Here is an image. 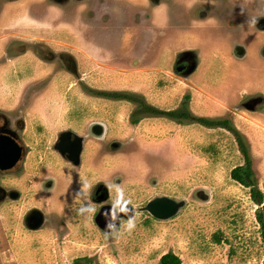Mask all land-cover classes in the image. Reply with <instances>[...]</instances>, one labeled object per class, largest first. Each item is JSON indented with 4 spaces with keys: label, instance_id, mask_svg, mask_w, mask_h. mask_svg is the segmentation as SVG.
<instances>
[{
    "label": "rangeland",
    "instance_id": "rangeland-1",
    "mask_svg": "<svg viewBox=\"0 0 264 264\" xmlns=\"http://www.w3.org/2000/svg\"><path fill=\"white\" fill-rule=\"evenodd\" d=\"M132 1L140 0L122 1V15L116 14L119 20L110 25L112 32L108 21L113 15L106 19L93 14L91 23L83 4L74 11L62 6L54 21L49 7L43 19L33 20L21 3L2 5L0 19L8 13L11 29L44 33L69 46L85 82L56 63L39 64L25 55L20 61L34 68L23 75L24 81L51 72L34 89L53 100L42 97L35 107L83 111L78 122L103 120L109 143L118 145L108 146L94 160L99 144L93 138L86 143L79 168L57 165V185L40 199L45 216L40 229L23 225V202L0 204V264H72L75 258H88L89 264H160L159 257L167 251L177 254L181 264L262 263L257 205L249 187L230 176V170L243 163L234 135L184 118L144 114L132 123L137 103L89 90L135 92L162 109L185 104L194 115L229 119L248 146L264 196V61L255 55L264 34L248 27L236 35L246 47V42L255 44L251 54L247 47L250 56L244 59L233 49L232 0H159L157 5L142 0L135 10L129 7ZM109 3L118 8L117 0ZM186 50L195 53L197 65L184 76L174 64ZM22 83H2L5 89L0 92H19ZM250 96L261 97L252 109L243 105ZM97 179L106 184L109 202L133 207V217L122 218L113 233L94 222L89 195ZM160 195L185 203L173 217L157 219L141 208Z\"/></svg>",
    "mask_w": 264,
    "mask_h": 264
},
{
    "label": "flooded vegetation",
    "instance_id": "flooded-vegetation-1",
    "mask_svg": "<svg viewBox=\"0 0 264 264\" xmlns=\"http://www.w3.org/2000/svg\"><path fill=\"white\" fill-rule=\"evenodd\" d=\"M117 1L118 8H114V4L110 5L109 0H0V16L3 4L21 3L33 20L43 19L46 8L49 7L50 18L54 21L59 17L62 6L69 5L68 9L74 11L79 4H83L86 9V19L91 23L93 14L99 17L102 15L101 18L106 17V19L108 15H113L112 20L118 21L116 14L122 15L123 0ZM242 1L243 5L240 4V0L231 1L230 14L234 19L232 29L235 30L234 40H236L233 49L237 56L243 57L247 53V47L238 40L239 37L236 35L240 32L245 33L248 27L252 30L255 27L258 30L257 33H264L262 28L264 0ZM150 3L157 5L159 0H150ZM5 9L9 12L7 8ZM139 11L133 14L134 19H137ZM8 15V13L4 15L6 26L2 27L0 24V70L4 75L0 77V90L5 89L4 85L1 86L2 83L10 85L20 81L23 83L19 92H0V204L23 202L21 204V207H24L23 225L28 230H38L42 226L39 228H32V226L37 224L36 214L39 210L43 213V205L40 202L42 195L51 192L57 185L59 175L57 165L62 163L67 167L79 168L86 143L94 140L93 138L97 139L99 144L94 160L102 157V150L107 151L108 146L115 149L118 144L109 143L106 123L103 120L78 122L76 117L84 116L83 111L53 109L47 106L35 107L36 101L42 97L44 98L42 100H53L49 98V95L38 93L34 89L37 84H43L51 72L42 77L31 76L24 81L23 75L29 73L34 67L31 62L20 61L21 57L32 55L39 64L56 63L76 78L82 80V77L78 75L73 51L69 46L65 47L63 44L56 43L57 40L45 38L44 33L39 35L26 30L11 29L13 24H10L12 20ZM0 20L2 21L3 18ZM137 27L139 29V26ZM88 36L91 38L92 34ZM257 52L264 58V44L258 46ZM178 58L180 54L175 59V66ZM180 63L186 64L187 61L183 59ZM80 83L85 82L82 80ZM257 97L259 96H250L243 105L247 107L256 105L261 100L260 97L257 101ZM262 99L264 100L263 96ZM95 123L99 125L95 126ZM76 160L79 161L78 164H75ZM89 198L92 203L94 222L96 213L103 206L110 204L117 208L121 203V201L114 204L109 202V191L102 179H97L92 184Z\"/></svg>",
    "mask_w": 264,
    "mask_h": 264
},
{
    "label": "trees",
    "instance_id": "trees-1",
    "mask_svg": "<svg viewBox=\"0 0 264 264\" xmlns=\"http://www.w3.org/2000/svg\"><path fill=\"white\" fill-rule=\"evenodd\" d=\"M91 93L110 98L126 100L130 102L137 103V107L131 113V122L137 123L142 115L148 116H165L172 119H182L188 120L189 122H198L206 127H223L230 131L238 144L239 150L243 156V163L234 166L230 170V176L235 181L249 187L251 199L257 205L255 209V218L259 224L261 240L264 242V196L263 192L257 186L254 170L252 167V162L248 150V146L245 143L239 130L231 123L227 118L225 119H211L206 116H199L192 114L185 104L178 109H162L153 104L148 103L143 97H140L135 92L121 91V90H97L90 89ZM186 99L189 98L188 95L185 96ZM219 240V237H217ZM87 259V261H85ZM87 262V263H86ZM90 260L88 258H75L72 264H89ZM160 264H181L180 257L172 251H167L159 257ZM264 264V257L262 263Z\"/></svg>",
    "mask_w": 264,
    "mask_h": 264
},
{
    "label": "water",
    "instance_id": "water-1",
    "mask_svg": "<svg viewBox=\"0 0 264 264\" xmlns=\"http://www.w3.org/2000/svg\"><path fill=\"white\" fill-rule=\"evenodd\" d=\"M262 28H264V26ZM183 59H186V64L180 63ZM196 65L197 60L195 53L192 50H186L180 53V58H178L176 61L175 69L184 76H187L195 70ZM259 100L260 97H257V101ZM247 108L252 109L253 106H248ZM94 125L98 126L99 124L95 123ZM78 163L79 161L76 160L75 164ZM184 203L185 201L183 199L177 200L167 195H160L148 200L141 209L149 212L154 218L168 219L173 217L177 213V211L184 205ZM36 216L37 224H34L32 228H39L43 224V213L39 210V213H37ZM132 217V205L127 202H121L117 208L110 204L103 206L102 209L96 213L95 222L97 226L104 232L113 233L114 231L118 230L122 218L130 219Z\"/></svg>",
    "mask_w": 264,
    "mask_h": 264
},
{
    "label": "crops",
    "instance_id": "crops-1",
    "mask_svg": "<svg viewBox=\"0 0 264 264\" xmlns=\"http://www.w3.org/2000/svg\"><path fill=\"white\" fill-rule=\"evenodd\" d=\"M123 1H124V0H123ZM139 2L142 3V0H140ZM139 2H138V3H139ZM138 3H137L136 1L129 2V5H130L129 7L132 8L133 10H135L136 5L138 6V5L140 4V3H139V4H138ZM128 9H129V8H128ZM156 11H157V9H156ZM112 23H113V20H111V21L109 22V25H108L109 28H110L108 31H110V32H112L113 29H114V28L111 27V26H113ZM110 25H111V26H110ZM261 34H264V33H261ZM252 35H253V34L251 33L250 36L252 37ZM116 36H117V35H116ZM108 38H109V37H108ZM261 40H262V39H261ZM243 42H244V40H243ZM245 44L247 45V47H248V51H249L250 54H251V50L253 49V46H254L255 44H254L252 41H251L250 43L246 42ZM260 44H264V38H263L262 41L259 42L258 46H259ZM214 45H215V44H214ZM258 46H256V47L258 48ZM256 47H255V48H256ZM215 51L219 52V54L222 55V52H223L222 50H219V49H218V50H215ZM248 51H247V53H248ZM247 53L245 54V56H243L244 59H247V58H245V57L250 56L249 53H248V54H247ZM255 55H257V57H259L261 60L264 61V58L261 57V56L258 54L257 51H256V54H255ZM257 57H256V58H257ZM239 58H241V57H238V59H239ZM241 59H242V58H241ZM243 69H244V68H243ZM107 70H108V69H107Z\"/></svg>",
    "mask_w": 264,
    "mask_h": 264
},
{
    "label": "bare ground",
    "instance_id": "bare-ground-1",
    "mask_svg": "<svg viewBox=\"0 0 264 264\" xmlns=\"http://www.w3.org/2000/svg\"><path fill=\"white\" fill-rule=\"evenodd\" d=\"M135 85V84H134Z\"/></svg>",
    "mask_w": 264,
    "mask_h": 264
}]
</instances>
